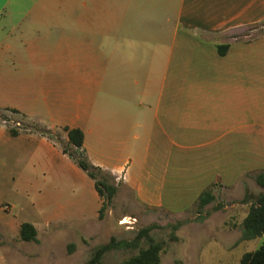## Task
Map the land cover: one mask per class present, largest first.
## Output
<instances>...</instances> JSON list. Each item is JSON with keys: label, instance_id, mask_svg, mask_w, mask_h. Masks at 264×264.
Wrapping results in <instances>:
<instances>
[{"label": "crops", "instance_id": "0c3cea01", "mask_svg": "<svg viewBox=\"0 0 264 264\" xmlns=\"http://www.w3.org/2000/svg\"><path fill=\"white\" fill-rule=\"evenodd\" d=\"M261 20L264 0H0V112L23 123L0 124V191L50 226L101 206L70 151L173 213L264 170V36L247 40Z\"/></svg>", "mask_w": 264, "mask_h": 264}, {"label": "rangeland", "instance_id": "374dc122", "mask_svg": "<svg viewBox=\"0 0 264 264\" xmlns=\"http://www.w3.org/2000/svg\"><path fill=\"white\" fill-rule=\"evenodd\" d=\"M260 36H264V20L247 23V40ZM249 131L247 135L255 137ZM253 175L246 173L231 186L219 183L213 189L215 200L202 209L203 218L195 205L181 213L143 207L123 187L117 191L112 205L101 219L93 209L86 214L84 221L77 219L71 223L44 226L45 207L30 209V197H19L2 190L0 252L3 256H0V264H85L92 250L108 242L111 236L132 239L140 228L152 223L158 226L150 231L151 236L163 243L160 264H239L244 252L257 248L264 241V236H261L237 242L241 236L242 220L250 205V201H244L245 194L254 199L263 191ZM114 181L117 184L115 178ZM67 185L63 182L57 188L60 200L73 197L75 188ZM76 195L74 197L79 199V194ZM217 202L223 206L214 209ZM4 217L34 223L38 230L37 239H19L15 231L1 224ZM177 221L183 223L172 232L170 225ZM172 233L177 236L176 239H171ZM145 245L147 242L142 241L140 246ZM137 251L131 248L112 249L105 253L102 264H119Z\"/></svg>", "mask_w": 264, "mask_h": 264}, {"label": "trees", "instance_id": "16d2710c", "mask_svg": "<svg viewBox=\"0 0 264 264\" xmlns=\"http://www.w3.org/2000/svg\"><path fill=\"white\" fill-rule=\"evenodd\" d=\"M227 45L218 46L219 53L224 54ZM225 48V49H223ZM68 140L77 148L83 144L84 134L79 128L66 127ZM72 158L77 165L82 168L89 177L94 180V186L101 198V206L98 209V218H103L104 212L112 205L114 196L117 193L118 186L114 181V177L110 172L93 165L86 155L80 151H70ZM255 182L263 188L254 199L250 194H245L244 201H250V205L246 215L242 220L241 236L237 240L248 241L257 237L264 236V170L255 172L253 175ZM215 200L213 186L205 188L198 196L195 206L201 218L204 217L202 209L209 203ZM222 203L217 202L213 208H221ZM182 221H177L171 224L172 232L179 228ZM158 225L152 223L143 228H140L132 239H117L111 236L110 240L105 243L97 245L91 252L85 264H102V259L106 252L112 249H138V251L127 258L120 261L119 264H160V252L163 248V243L151 236L150 231ZM177 236L172 233L171 239H176ZM19 239L24 241H31L37 239V229L31 222H22L19 227ZM147 242V245L140 246L141 242ZM73 246V245H71ZM239 264H264V241L255 249L246 251L240 257Z\"/></svg>", "mask_w": 264, "mask_h": 264}, {"label": "built area", "instance_id": "2783aa9c", "mask_svg": "<svg viewBox=\"0 0 264 264\" xmlns=\"http://www.w3.org/2000/svg\"><path fill=\"white\" fill-rule=\"evenodd\" d=\"M0 124L4 125V126H8V127H11V128H20L23 126V123L18 120V119H15L12 115H9V114H0ZM124 179V176H117L116 177V181H120Z\"/></svg>", "mask_w": 264, "mask_h": 264}, {"label": "bare ground", "instance_id": "6f19581e", "mask_svg": "<svg viewBox=\"0 0 264 264\" xmlns=\"http://www.w3.org/2000/svg\"><path fill=\"white\" fill-rule=\"evenodd\" d=\"M122 222H126V221L123 220Z\"/></svg>", "mask_w": 264, "mask_h": 264}]
</instances>
